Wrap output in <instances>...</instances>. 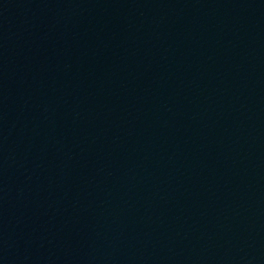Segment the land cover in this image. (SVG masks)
I'll return each instance as SVG.
<instances>
[{"label": "water", "instance_id": "95a60500", "mask_svg": "<svg viewBox=\"0 0 264 264\" xmlns=\"http://www.w3.org/2000/svg\"><path fill=\"white\" fill-rule=\"evenodd\" d=\"M0 264H264V0H0Z\"/></svg>", "mask_w": 264, "mask_h": 264}]
</instances>
